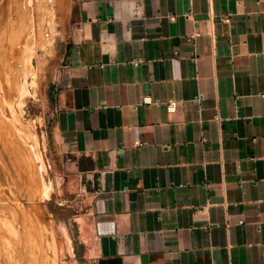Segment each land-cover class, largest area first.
Here are the masks:
<instances>
[{
  "label": "crops",
  "instance_id": "0c3cea01",
  "mask_svg": "<svg viewBox=\"0 0 264 264\" xmlns=\"http://www.w3.org/2000/svg\"><path fill=\"white\" fill-rule=\"evenodd\" d=\"M61 17L48 125L86 181L91 264H264V0Z\"/></svg>",
  "mask_w": 264,
  "mask_h": 264
},
{
  "label": "rangeland",
  "instance_id": "374dc122",
  "mask_svg": "<svg viewBox=\"0 0 264 264\" xmlns=\"http://www.w3.org/2000/svg\"><path fill=\"white\" fill-rule=\"evenodd\" d=\"M6 1L8 2V0H0V25L3 18L1 7L7 4ZM71 1L72 0L56 1L59 33L63 27L61 17L63 10L67 9ZM30 8L33 10V21L37 30V28L39 29L43 26V14L41 10L38 9L36 0L30 1ZM8 27L7 33H10L12 28L11 26ZM33 30L35 29L33 28ZM34 33L35 32L32 31L29 36H33ZM59 33L54 44L53 55L45 56L39 51L38 59L35 58L33 60L36 70L41 67L43 69L39 80L41 85L39 86L38 98H28L23 108L25 111L22 112L18 108L17 103L13 105L14 111L20 116L24 125L28 129L34 128V133L39 137L43 159L48 167V174H44L40 168L39 174L41 176L42 174L44 175L48 184L54 181L55 190L52 189L50 195H46V197L44 196L40 200L39 194H34L32 192L29 175L21 169L20 162L12 153L9 144H7L5 148L1 145L3 143H0V195L1 197L4 196L5 202L7 201L8 203L10 201L8 205L6 203L4 204V202L1 203L5 206L3 207L0 205V216L2 213L1 211H5L6 209L8 213L6 216L14 217L16 215L15 217L17 219L19 217L17 223H19L20 226V229H18L20 232L15 231L14 234H11L0 220V264H40L43 261L45 251L40 253L41 247H37L38 240L36 239L37 241L35 240L36 243H34L32 237L29 235V220L32 219L38 224L34 223V225H32L33 230L41 226L42 228L54 232L58 242L64 247L63 263L91 264L87 256L86 247L82 242L79 223L76 220L81 212L77 204L85 198L86 181L75 173L71 163L62 155L60 150L58 148L57 151L55 150V144L48 125V119L52 111L49 91L57 64L55 48L56 42L58 43ZM11 61L14 67L21 62L17 49L14 50V58ZM31 81L32 80L29 79V83ZM13 93L14 92L10 93L11 96H13ZM17 96L15 99H18ZM4 114L8 120L14 121L12 110L9 105H6L4 108ZM44 134L47 137L48 151L44 150ZM38 162L40 163L39 159ZM6 206L8 208H5ZM11 209H14V211ZM15 210L18 213H16ZM36 229L34 230L35 232ZM35 247H37V249ZM38 248L40 251H37L39 250ZM49 255L51 256V253H49Z\"/></svg>",
  "mask_w": 264,
  "mask_h": 264
},
{
  "label": "bare ground",
  "instance_id": "6f19581e",
  "mask_svg": "<svg viewBox=\"0 0 264 264\" xmlns=\"http://www.w3.org/2000/svg\"><path fill=\"white\" fill-rule=\"evenodd\" d=\"M30 1L8 0V2L6 1L7 4L1 7L3 18L0 25V143H3L1 145L5 148L9 144L12 153L20 162L21 169L29 175L32 192L34 194L38 193L41 200L44 196L50 195L51 190L55 188V182L48 184L44 175L39 174V168L44 174H48V167L43 159L39 137L34 133V128L28 129L24 125L20 116L14 111L13 105L17 103L22 112L25 111L23 108L28 98H38L39 86L41 85L39 80L43 69L41 67L36 70L33 60L38 59L39 51L45 56L53 55L54 44L59 33V24L57 21V0H36L38 9L43 14V26L37 28V32ZM8 26L12 28L10 33H7ZM32 31L35 32L34 35L29 36ZM16 49L19 51L21 62L14 67L11 60L14 58V50ZM29 79L32 80L30 83ZM12 92H14L13 96L10 94ZM16 96L18 99H15ZM6 105H9L12 110L13 122L6 118V113L4 114ZM43 141L44 150L48 151L45 134ZM3 197L0 195V205L4 207V204L8 205L10 201L5 202ZM3 202L4 204H1ZM11 210L14 211V209ZM1 212L0 220L7 230L11 234H14L15 231L20 232V230L18 231L20 226L17 223L19 217L17 216V219L16 215L14 217L6 216L8 214L6 209ZM34 223L37 224L34 219L29 220V235L34 243H36V239L38 240L37 247H41V251L39 248L37 251H40V253L45 251L46 256H44L42 262L40 261V264H66L62 262L64 247L58 242L54 232L41 226L35 228V232L32 226ZM37 247L35 248L37 249ZM49 253H51V256Z\"/></svg>",
  "mask_w": 264,
  "mask_h": 264
},
{
  "label": "built area",
  "instance_id": "2783aa9c",
  "mask_svg": "<svg viewBox=\"0 0 264 264\" xmlns=\"http://www.w3.org/2000/svg\"><path fill=\"white\" fill-rule=\"evenodd\" d=\"M223 21L225 22H229V18L227 15H224V17H222ZM146 102H151V99L147 98L145 99ZM175 110V105H170L169 106V111H174ZM216 121H220V117L219 116H216Z\"/></svg>",
  "mask_w": 264,
  "mask_h": 264
}]
</instances>
